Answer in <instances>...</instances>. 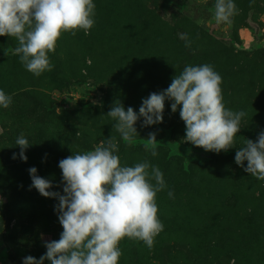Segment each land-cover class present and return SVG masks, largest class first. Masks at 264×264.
Instances as JSON below:
<instances>
[{
	"label": "rangeland",
	"instance_id": "374dc122",
	"mask_svg": "<svg viewBox=\"0 0 264 264\" xmlns=\"http://www.w3.org/2000/svg\"><path fill=\"white\" fill-rule=\"evenodd\" d=\"M234 2L238 14L217 23L215 0H94L90 34H63L50 53L54 69L39 77L14 54L15 38L0 37V89L12 96L9 108L0 107V264H23L29 255L39 259L45 241L58 240L63 231L58 199L30 188L29 169L52 182L50 191L63 194L59 161L110 136L119 141L122 164L147 160L167 185L157 194L164 230L154 247L125 238L119 264H264V180L235 162L246 140L264 131V0ZM202 64L222 76L225 106L246 115L235 147L214 153L210 163L191 165L188 173L180 157L166 158V147H155L153 156V146L146 150L143 143L149 133L158 141L165 134L161 127L169 126L173 140L190 143L171 101L165 102L163 122L143 127V118L137 121L139 136L131 144L120 139L107 115L110 106H78L93 97L78 83L87 79L110 104L119 101L138 113L142 100L167 89L185 66ZM21 133L30 143L26 162L16 145Z\"/></svg>",
	"mask_w": 264,
	"mask_h": 264
},
{
	"label": "clouds",
	"instance_id": "9594fccd",
	"mask_svg": "<svg viewBox=\"0 0 264 264\" xmlns=\"http://www.w3.org/2000/svg\"><path fill=\"white\" fill-rule=\"evenodd\" d=\"M95 9L94 0H0V37L15 38L14 54L28 72L39 77L54 69L50 53H55L63 34H90L96 23ZM238 12L234 0H215L217 23L229 22ZM181 38L186 47L191 46L186 34ZM222 83L212 65H188L167 89L144 98L138 113L118 101L107 115L115 122L120 139L131 144L139 136L137 121L143 118V127L163 122L165 102L171 101V111L179 108L186 126L185 142L217 154L227 152L235 147L246 113L225 106ZM11 104L12 96L0 89V107L7 109ZM147 140L156 156V133H149ZM16 145L26 162L29 140L21 133ZM118 151L119 141L110 136L93 150L61 159L63 194L50 191L52 182L37 175L35 167L29 169L30 188L58 199L55 210L63 231L58 240L45 241L44 255L39 259L29 255L23 264H44L45 260L50 264H119L123 254L119 245L125 238L142 241L149 250L154 247L155 238L164 230L157 204V194L167 187L163 173L147 160L133 166L122 164ZM12 158H17L15 153ZM235 162L264 180V131L255 141L246 140ZM168 195L173 197V192Z\"/></svg>",
	"mask_w": 264,
	"mask_h": 264
},
{
	"label": "water",
	"instance_id": "95a60500",
	"mask_svg": "<svg viewBox=\"0 0 264 264\" xmlns=\"http://www.w3.org/2000/svg\"><path fill=\"white\" fill-rule=\"evenodd\" d=\"M78 83L81 84L87 92H91L93 95L92 99H90L88 102L78 105L79 108L85 109V108H91L93 106L102 105L105 97V93L99 87H97L96 84L90 83L87 79H81L80 81H78ZM172 128H173L172 126L162 127V130L164 131L165 134L161 139L157 141L155 145V147L157 146L167 147L168 149L166 156L167 159H170L171 157H175V156L182 158L183 169L187 173L189 172V165L191 163L193 162L205 163L213 160V154L211 151H205L204 149L200 147H196L190 143L187 144L181 141L173 140L171 138ZM143 143L147 146H152L151 144H149L148 140H144ZM168 264H176V263L170 262Z\"/></svg>",
	"mask_w": 264,
	"mask_h": 264
},
{
	"label": "trees",
	"instance_id": "16d2710c",
	"mask_svg": "<svg viewBox=\"0 0 264 264\" xmlns=\"http://www.w3.org/2000/svg\"><path fill=\"white\" fill-rule=\"evenodd\" d=\"M258 36H259V34H257V32H255L254 31V39L255 40H257L258 39ZM102 104H104V105H107V106H112L113 104H110L107 100H106V98L104 97V100H103V103ZM87 109H90V108H87ZM173 127V126H172ZM161 129H162V127H161ZM172 130H173V128H172ZM171 138H172V135H171ZM144 141V140H143ZM188 144V143H187ZM150 147H152V146H150ZM161 147H164V146H161ZM167 148V147H166ZM93 149V148H92ZM89 150H91V149H89ZM168 150V149H167ZM214 153L215 152H212V154H213V160H214ZM167 156V155H166ZM175 157H177V156H175ZM172 158V157H171ZM182 159V158H181ZM212 160V161H213ZM212 161H210V162H212ZM183 162V161H182ZM210 162H205V163H210ZM195 163H197V162H193V163H191L190 165H189V170H190V167H191V165H193V164H195ZM197 164H204V163H197ZM182 166H183V163H182ZM186 172V171H185ZM187 173V172H186ZM177 264V263H176ZM179 264H181V263H179Z\"/></svg>",
	"mask_w": 264,
	"mask_h": 264
}]
</instances>
